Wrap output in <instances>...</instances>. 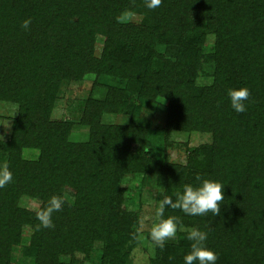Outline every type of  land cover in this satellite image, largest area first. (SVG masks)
<instances>
[{
  "label": "trees",
  "instance_id": "16d2710c",
  "mask_svg": "<svg viewBox=\"0 0 264 264\" xmlns=\"http://www.w3.org/2000/svg\"><path fill=\"white\" fill-rule=\"evenodd\" d=\"M147 2L0 0V99L17 104L10 135L0 139L12 174L0 186V264H19L11 252L24 225L32 230L21 249L32 259L26 264H83L96 241L95 264H126L138 242V214L123 206L127 174L152 176L159 204L166 196L175 201L185 184L198 185L197 176L224 184L219 215L166 207L164 216L179 217L183 229L162 249L154 243L149 264H184L193 228L208 233L216 264H264V0H162L154 9ZM125 8L140 21L121 22ZM102 25L97 57L95 30ZM206 63L212 82L197 85ZM88 74L92 87L106 90L103 98L93 91L85 98L78 122L88 136L73 142L74 122L51 113L62 82ZM240 87L250 96L238 113L227 93ZM158 96L168 99L165 141L173 130L211 133L185 164L157 157L146 125L136 121L143 100ZM105 111L130 119L104 123ZM23 148L37 149V158H24ZM22 196L39 200L38 208L21 206ZM53 196L63 204L52 213L54 226L43 227L38 213Z\"/></svg>",
  "mask_w": 264,
  "mask_h": 264
},
{
  "label": "rangeland",
  "instance_id": "374dc122",
  "mask_svg": "<svg viewBox=\"0 0 264 264\" xmlns=\"http://www.w3.org/2000/svg\"><path fill=\"white\" fill-rule=\"evenodd\" d=\"M119 20L121 22H139L141 14L138 12L123 9L120 13ZM105 26L102 25L104 29ZM105 36L102 32L95 33L94 40V55L99 56L102 51L103 38ZM213 34L207 36L206 42L210 45L213 42ZM210 51V48H206ZM206 53V52H205ZM167 57V56H166ZM204 72L199 73L195 79V84L204 85L212 82V65L205 64ZM102 78V79H101ZM101 82H105V77H101ZM94 77L91 74L85 76L82 80L63 81L54 108L51 113L52 119H68L74 122L68 138L70 141L86 140L88 133L87 128L81 125L80 119L82 107L85 98L90 91H93L97 97L103 98L105 94V87L98 85L92 87ZM168 99L163 96H158L155 100L144 99L139 112L136 115V121L147 127V135L151 141L154 154L166 159L169 162L185 164L187 157L192 147L208 144L211 142V133L191 130L179 131L173 130L168 135L166 141L164 140V122H165V107ZM17 114V104L12 101L0 99V139H8L11 132L12 119ZM130 114L127 112L109 113L104 112L101 115V120L104 123L125 124L129 121ZM38 150L35 148H23L22 156L26 159H36ZM6 165V155L0 150V175ZM121 184L127 190L126 197L123 201V206L127 209L133 210L138 214V242L132 248L126 264H149V259L154 256V242L150 238V230L154 223L158 222L156 211L159 204L160 191L155 185L154 178L149 176L141 180L140 175L127 174L122 178ZM66 198L71 199L70 189H66ZM21 206L36 210L40 204L39 200L30 196H22L20 198ZM179 229H183L180 227ZM31 227L24 225L22 228V237L19 245L14 246L11 252L12 261L19 264L30 263L31 258H27L22 253V246L26 245L31 234ZM175 240V239H174ZM77 259L82 255L77 253ZM100 242L96 241L93 245V250L89 257L82 258L83 264H95L99 261ZM67 260L68 257H62Z\"/></svg>",
  "mask_w": 264,
  "mask_h": 264
},
{
  "label": "clouds",
  "instance_id": "9594fccd",
  "mask_svg": "<svg viewBox=\"0 0 264 264\" xmlns=\"http://www.w3.org/2000/svg\"><path fill=\"white\" fill-rule=\"evenodd\" d=\"M162 3V0H148V8H156ZM31 19L23 21V28L28 30ZM231 107L236 112H245L247 110L246 101L250 96V90L247 87L232 88L227 93ZM12 179V174L5 170L0 175V186ZM200 181L198 185L185 184L183 191L178 194L174 201L171 197H164L156 211L158 222L154 223L150 230V238L159 248H164L169 240H174L180 225V219L176 216H164L166 207L173 209L179 208L189 216H204L211 212L219 215L222 201L224 199V184L218 180L202 178L197 176ZM63 199L53 196L50 198L48 206L38 213V219L43 227H53L51 219L52 213L59 211L62 207ZM191 241V251L184 255V264H216L218 260L217 253L207 246L208 233L199 228H193L187 233L186 237Z\"/></svg>",
  "mask_w": 264,
  "mask_h": 264
}]
</instances>
